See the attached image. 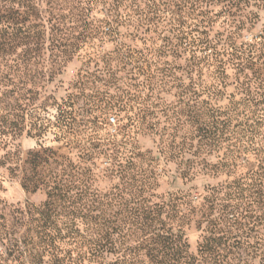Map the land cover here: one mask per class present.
<instances>
[{"label": "rangeland", "instance_id": "374dc122", "mask_svg": "<svg viewBox=\"0 0 264 264\" xmlns=\"http://www.w3.org/2000/svg\"><path fill=\"white\" fill-rule=\"evenodd\" d=\"M137 3L142 14L120 6L129 19L117 34L66 53L54 40L76 42L69 19L52 31L45 1L35 16L27 0H0V224L23 233L16 211L53 202L59 227L115 245L96 259L82 239L64 242L62 261L43 264H110L131 247L135 264H153L143 222L161 207L196 264L207 243L225 264H264V0ZM108 9L95 7L92 23L110 21ZM86 72L100 80L74 89ZM71 93L74 135L58 126ZM105 97L123 111L103 114ZM73 139L101 147L88 158Z\"/></svg>", "mask_w": 264, "mask_h": 264}, {"label": "trees", "instance_id": "16d2710c", "mask_svg": "<svg viewBox=\"0 0 264 264\" xmlns=\"http://www.w3.org/2000/svg\"><path fill=\"white\" fill-rule=\"evenodd\" d=\"M41 1H45L47 5L46 12L48 13V21L51 24V30H56L61 32L64 26L65 19H69L73 23V28H75L76 42H73L70 38L57 37L54 41L63 47V51L66 53H71L77 47V41H87L96 38L100 35H114L117 34L120 21L128 20L129 17L123 16L120 13V6L127 0H72V4L69 0H27V7L31 10L32 14L35 16L39 15V8ZM69 1V2H68ZM76 1V2H75ZM136 6L135 11H139L140 6L138 1L140 0H128ZM152 2V4L157 7L161 2L167 4L171 0H160L157 4L156 0H147ZM166 1V2H164ZM101 4H109V13L112 15L110 21H104L101 24L94 25L89 18L90 12L97 6ZM62 5L69 9L68 13H63ZM68 5V6H67ZM157 8L153 12H155ZM142 11V10H141ZM139 11L140 14L142 12ZM71 40V41H70ZM120 51V50H119ZM125 60H130V53L122 54ZM106 71L105 69L103 70ZM100 76L97 73L81 74L79 80L73 84V88L83 91L88 88L89 82L95 83L100 80ZM110 79H113L111 77ZM84 92V91H83ZM107 94V93H106ZM77 96L71 93L63 102L62 106L65 109H61V118L65 122H60L58 126L63 132L75 134V125L73 122H68L70 117H68L71 112L68 108H73L76 104ZM122 99L114 100L112 97H105L99 100L100 104L97 105L98 109L106 114L109 110L116 109L117 111H123V106L121 104ZM73 144L72 148L78 149V152L88 158L93 157L95 149L100 148L101 144H82L80 140H71L66 142V145ZM109 147L107 150L114 152L116 147L119 146L118 143L112 142L108 143ZM121 145V144H120ZM108 147V146H106ZM102 152H104L102 150ZM101 152V153H102ZM133 156L129 157L127 165L129 168L132 166ZM27 185L25 184V188ZM53 190H58L62 192V188L56 185ZM56 197L58 194L53 192ZM73 214L74 211L72 210ZM150 212L144 217V224L148 225V233L151 236L150 248L148 250V256L151 257L153 264H196V258L190 256L187 251V244L183 242V236L175 235L171 227H166L165 220L163 219V214L165 211L163 208H159L153 214ZM16 214L19 216L17 219V224L26 226V230L22 233L18 228L8 229L7 225L3 222L0 224V241L5 243L6 255L0 254V264H43V257L48 255L50 258L55 260V262L62 261L60 254L62 252L61 244L64 242H78L83 238L77 235V230L73 227L61 228L58 226L56 219L58 213L57 205L54 206L53 202H47L41 207H27L25 210H17ZM169 214L167 213L166 216ZM66 229V230H65ZM82 245L87 244V248L91 256L96 259H102L108 245H115V242L110 237L106 239H97L94 241L82 239L80 241ZM219 247V246H217ZM136 247H131L128 253H122L121 258H118L115 262L110 264H135L138 258V253L136 252ZM108 251V250H107ZM201 254L203 257V264H225V256L222 255L221 251L215 246L210 244L203 245L201 249ZM239 264H244L245 259L240 258Z\"/></svg>", "mask_w": 264, "mask_h": 264}]
</instances>
